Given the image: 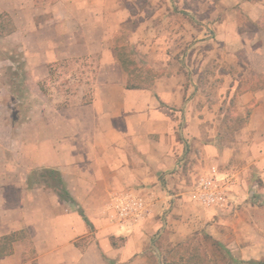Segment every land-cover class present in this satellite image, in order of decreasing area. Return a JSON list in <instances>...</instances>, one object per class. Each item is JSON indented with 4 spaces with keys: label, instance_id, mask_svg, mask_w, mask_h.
Masks as SVG:
<instances>
[{
    "label": "crops",
    "instance_id": "crops-1",
    "mask_svg": "<svg viewBox=\"0 0 264 264\" xmlns=\"http://www.w3.org/2000/svg\"><path fill=\"white\" fill-rule=\"evenodd\" d=\"M122 1L0 0L12 28L3 40L23 53L35 82L60 62H96L89 90L78 85L62 106L35 105L14 132L4 111L9 91L0 88V239L17 234L0 264H150L149 239L160 221L176 223L171 216H181L178 237L203 220L231 258L264 260V0H221L220 19L213 10L200 23L183 58L171 21L177 30L151 44L160 75L132 89L115 51L129 16ZM157 17L156 29L168 27ZM147 28L140 22L129 40ZM211 167L234 182L222 211L190 201ZM46 169L61 175L75 204L36 182ZM123 192L150 208L119 227L105 214Z\"/></svg>",
    "mask_w": 264,
    "mask_h": 264
},
{
    "label": "rangeland",
    "instance_id": "rangeland-1",
    "mask_svg": "<svg viewBox=\"0 0 264 264\" xmlns=\"http://www.w3.org/2000/svg\"><path fill=\"white\" fill-rule=\"evenodd\" d=\"M121 5L127 9L129 16L126 17L127 20L122 24L119 33L116 34L115 51L118 58H124L132 63L133 74L127 77L126 86L145 88L151 86L162 69L159 67L158 50L154 49L155 46L151 44H155L156 37L171 36L172 30H177L172 29L170 22L174 21L180 26L181 39L179 41L176 39L174 53L176 58L179 56L183 58L198 42L193 31L200 27L201 22H211L213 10H216L213 19L219 20L223 10L221 0H123ZM159 11L163 18L168 20V27L156 29L155 20L160 18L157 17ZM145 21L148 25L145 30L147 36L136 35L138 36L137 41L133 43L134 41L129 39L133 38V33L138 30L140 22L145 23ZM11 30L9 18L0 15V88H6L9 91V97L6 101L4 99L6 105L4 111L7 118L6 123L14 132V128L16 129L19 123L27 119L35 105L44 106L48 103L62 106L67 104L71 95H76L78 85L83 84L85 89L89 90L96 62L95 60L81 63L60 62L51 67L49 78L35 82L27 69V61L23 59V53L14 47V43L3 40L11 33ZM149 42H151L150 45L146 46L145 44ZM174 47L172 45V48ZM171 52L172 49H169L168 53ZM5 59L8 62L1 63ZM39 91L45 93L46 99L42 98ZM88 98L89 94L85 92V100ZM232 128L234 129L235 126ZM167 209L170 211L171 208ZM180 217L171 216L176 223L171 221L167 227L160 221L159 229L149 239L150 264H163V257L168 262L193 264L194 261H198L194 256L198 258L203 254L209 262L200 263L215 264L216 256L203 238V235L207 234L204 221H199L193 229H190L188 235L181 238L177 236L180 227L177 221ZM179 246H181L180 249ZM222 263L221 261L220 264Z\"/></svg>",
    "mask_w": 264,
    "mask_h": 264
},
{
    "label": "built area",
    "instance_id": "built-area-1",
    "mask_svg": "<svg viewBox=\"0 0 264 264\" xmlns=\"http://www.w3.org/2000/svg\"><path fill=\"white\" fill-rule=\"evenodd\" d=\"M233 179L219 174L211 167L197 178L189 193L191 203L203 208L222 211L228 204V194ZM150 203L133 192H123L111 197L109 211L105 214L111 224L119 227L142 221L148 214Z\"/></svg>",
    "mask_w": 264,
    "mask_h": 264
},
{
    "label": "trees",
    "instance_id": "trees-1",
    "mask_svg": "<svg viewBox=\"0 0 264 264\" xmlns=\"http://www.w3.org/2000/svg\"><path fill=\"white\" fill-rule=\"evenodd\" d=\"M119 61L121 63V66L125 73L127 74V77L132 76V63L129 60H125L124 58L119 57ZM133 69V68H132ZM129 79V78H128ZM128 81V80H127ZM127 89H132V88H138L137 86H126ZM36 182L40 185L45 186L46 188L52 190L57 194V196L60 198L61 201L68 203V204H75V201L73 198L70 196L68 193L65 183L63 179L61 178V175L54 170L46 169L42 170L39 172H36ZM78 214L81 216V218L89 225L88 220L84 216L83 211L78 208L77 210ZM17 234H11L5 237H2L0 239V257H5L11 254L12 252V244L17 241L16 239ZM203 238L205 242L209 245L210 250L212 253L216 256L214 259L215 264H220L221 261L223 262L222 264H264V260L260 261H239L231 258V256L228 254L226 249L217 241L213 240L209 235L204 234ZM181 246H179L180 249ZM189 253V252H186ZM195 253V252H194ZM202 257L196 258L198 261H194L193 264H202L200 262L206 261L207 257L203 254L200 255ZM209 262L206 261V263ZM163 264H177V262H168L166 258L163 257Z\"/></svg>",
    "mask_w": 264,
    "mask_h": 264
}]
</instances>
